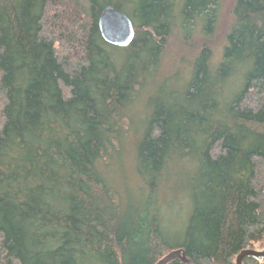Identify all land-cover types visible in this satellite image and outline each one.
I'll use <instances>...</instances> for the list:
<instances>
[{"label":"trees","instance_id":"trees-1","mask_svg":"<svg viewBox=\"0 0 264 264\" xmlns=\"http://www.w3.org/2000/svg\"><path fill=\"white\" fill-rule=\"evenodd\" d=\"M105 6L130 14L128 46L100 37ZM218 6L0 0V264H155L173 249L234 264L264 248V0H235L216 64L203 43L187 79L158 77L174 32L183 46L199 23L210 33ZM178 193L186 213L166 220Z\"/></svg>","mask_w":264,"mask_h":264},{"label":"rangeland","instance_id":"rangeland-1","mask_svg":"<svg viewBox=\"0 0 264 264\" xmlns=\"http://www.w3.org/2000/svg\"><path fill=\"white\" fill-rule=\"evenodd\" d=\"M234 3L235 0H219L216 22L213 25L211 32L204 34L201 29L203 25L201 23L197 24L194 31H192L189 36L185 37V41L183 42L186 43L184 46L180 40L184 35H179L178 32L175 31L163 57V63L165 66L163 65V71L158 77L161 75L163 77L168 76L173 80H178L179 83L180 81L187 79L190 72V58L194 55V48L203 43L210 47L212 51V63L216 64L220 60L222 47L226 44L225 36L230 32L233 25L234 19L232 10ZM126 14L130 15L128 12H126ZM159 81L160 80L157 78V82L154 86L147 89V97L160 91V85L158 84ZM158 85L159 87H157ZM174 87L176 86L174 85ZM171 182V191L182 190V182L176 179ZM168 199L167 205L172 207L173 214H176V216L173 215L172 217L170 212H164L165 219L172 220L173 218L177 220L181 216L184 217V214L186 213V208L185 206L183 207V202L186 200L184 195L182 193L172 194Z\"/></svg>","mask_w":264,"mask_h":264},{"label":"water","instance_id":"water-1","mask_svg":"<svg viewBox=\"0 0 264 264\" xmlns=\"http://www.w3.org/2000/svg\"><path fill=\"white\" fill-rule=\"evenodd\" d=\"M98 30L102 40L115 47H126L134 38L133 23L129 17L112 6L101 9L98 18ZM244 257H253L259 261L264 260V248L261 250L243 249L234 259V264H242ZM178 259L185 264H192L187 260L181 249H173L158 259L155 264H168Z\"/></svg>","mask_w":264,"mask_h":264}]
</instances>
